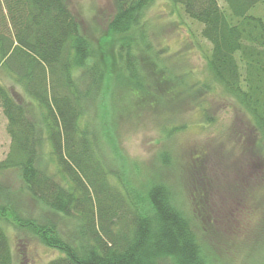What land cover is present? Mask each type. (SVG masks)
Instances as JSON below:
<instances>
[{
    "label": "trees",
    "instance_id": "trees-1",
    "mask_svg": "<svg viewBox=\"0 0 264 264\" xmlns=\"http://www.w3.org/2000/svg\"><path fill=\"white\" fill-rule=\"evenodd\" d=\"M168 1L201 26L200 38L209 46L207 73L248 115L258 149L252 153L264 155V20L250 13L263 0ZM151 2L114 0L112 32L125 36L140 28ZM134 42L126 35L119 45L118 67L132 92H147ZM139 42L151 48L144 31ZM88 46L66 0H0V113L10 142L0 160V213L9 210L19 229L57 252L47 264H230L205 252L196 232L209 228L198 207L210 202V193L201 191V199L196 190V159L188 196L197 223L174 206L171 187L153 184L139 193L106 160L92 111L105 74L88 64ZM252 157L246 165L257 172L261 164ZM10 174L32 201L61 220L59 231L53 220L37 223L14 211ZM217 210L211 217H218ZM240 252L242 261L251 255ZM0 264H13L1 223Z\"/></svg>",
    "mask_w": 264,
    "mask_h": 264
},
{
    "label": "rangeland",
    "instance_id": "rangeland-1",
    "mask_svg": "<svg viewBox=\"0 0 264 264\" xmlns=\"http://www.w3.org/2000/svg\"><path fill=\"white\" fill-rule=\"evenodd\" d=\"M66 3L88 39V64L105 74L92 111L100 149L108 163L139 193H146L153 184L171 187L174 206L197 223L188 196L193 190L192 158L196 159V190L201 199V191L210 193V202L203 201L198 207L201 217L207 218L203 224L209 227L206 232L196 231L205 243V252H217L230 264H264V155L252 153L258 149L248 115L207 73L209 46L200 38L201 26L168 0H152L141 27L126 34L135 38L134 50L143 58L138 71H143L149 86L148 93L132 92L128 75L121 72L116 58L126 35L112 32L114 0ZM250 13L264 20V0ZM143 31L151 46L148 50L139 42ZM187 85L193 89L187 91ZM203 111L210 123L203 122ZM9 143L6 121L0 113V160ZM252 156L261 165L251 173L246 164ZM8 183L17 198L12 206L21 219L37 223L53 220L59 231L61 220L32 201L15 174L9 175ZM244 197H248L244 202H232ZM223 200L226 202L221 204ZM217 207L218 217H211ZM230 209L232 214L228 215ZM0 214L13 264H47L57 254L19 229L9 210ZM250 250L251 255L242 261L240 251L246 254ZM163 264L173 263L168 259Z\"/></svg>",
    "mask_w": 264,
    "mask_h": 264
}]
</instances>
